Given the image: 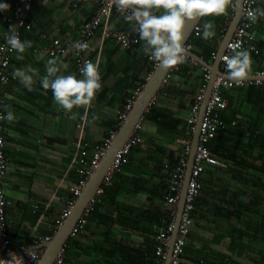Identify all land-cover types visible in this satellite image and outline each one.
<instances>
[{"label":"crops","instance_id":"crops-1","mask_svg":"<svg viewBox=\"0 0 264 264\" xmlns=\"http://www.w3.org/2000/svg\"><path fill=\"white\" fill-rule=\"evenodd\" d=\"M18 2L0 0L10 5L9 10L0 11V40L8 24L14 22ZM97 4L99 0H34L27 14L33 27L24 30L21 39L31 41L32 47L23 53V60L16 59V51L12 56V70L29 66L36 70L30 73L34 80L32 91L19 80L4 87L6 109L15 117L12 122H5L9 171L4 181L12 200L7 212L8 228L15 240L23 241L25 231L31 236L39 227L43 231L52 229L46 235L53 237L55 218L65 206L63 196L78 177L72 167L78 141L82 137L93 145L115 128L120 109L143 82L149 63L151 71L154 70L153 61L141 51L142 41L125 47L115 38H107L101 45L100 35L95 34L88 53L96 58L100 56L105 77L91 105L87 109L74 106L72 113H67L54 101L52 90L42 88L46 63L53 58L59 57L58 75L74 73L82 78L76 56L52 55L45 49L55 38L74 40L81 24L96 14ZM259 4L264 6V0H259ZM215 19L216 16L202 17L199 24ZM111 22L121 27L127 21L115 13ZM247 35L257 48H248L252 60L249 74H253L264 70V20L258 18ZM222 37H218L217 50ZM192 50L198 53L193 45ZM169 79L175 90L160 96L157 103L186 120L191 103L187 93L194 97L190 91L197 92L203 79L202 66L185 75L174 73ZM261 91L264 83L224 90L228 99L226 113L233 117L228 130H221L214 140L212 152L219 163L207 164L202 175L201 203L187 242L191 249L189 255L201 258L200 253H204L213 261L207 264H218L224 257L232 264L264 262V241L256 238L264 233V95ZM73 114L75 119H70ZM93 115L98 119L90 122ZM184 125L176 132L174 129L160 132L152 123H145L143 141L133 146L126 164L113 170L107 201H103L96 213L91 214L84 230L69 242L70 259L64 264H108L120 258L118 251L111 249L116 247V242L120 243L117 248L121 251L122 247L139 249L136 256L143 255L142 250L151 249L156 233L165 228L169 208L164 201L171 184L169 165L180 158L178 131ZM234 129L240 134L236 135ZM100 192L102 186L97 196ZM35 204H44L45 211L33 221V212L38 208H34ZM183 261L199 264L186 255Z\"/></svg>","mask_w":264,"mask_h":264},{"label":"built area","instance_id":"built-area-1","mask_svg":"<svg viewBox=\"0 0 264 264\" xmlns=\"http://www.w3.org/2000/svg\"><path fill=\"white\" fill-rule=\"evenodd\" d=\"M33 1L34 0H19V3L14 10V22H10L8 24V27L4 30L2 39L0 40V48L5 49L4 51H0V116L7 115V99L4 87L11 81L15 80L12 76L13 70L11 68V60L15 50H10L9 46L6 44V36L9 34L8 29L10 25H15L16 32L20 39H22L23 29H31L32 24L28 19L27 14L32 8ZM99 3L100 4L97 8L96 14L81 24L79 35L74 40L61 41L59 38H55L52 40V43L47 46L45 52H48L52 55L57 53L73 54V56H76L79 72L86 61H91L94 64L98 65L99 73L101 76L100 82L103 87V73L99 61L100 56L98 55V57L96 58L90 55L88 53V49L83 51H77L76 49L71 47L72 44L85 43L89 46L93 36L96 34V29L98 27H100L101 29V45L103 44V42H105L107 38H115L121 45L125 47L138 44L140 40L138 33L132 32L128 28L114 26V22H111L114 13H117L123 18L128 13H122L118 11L117 7L113 3V0H99ZM235 6H231L233 12ZM258 8L264 9V6L259 4V0H243V14L221 56L220 68L223 72H227V70L222 57L233 55L232 46L237 44L240 45L237 50H245L247 48H254L255 50H257V48H255V46L250 43V40L247 35L249 29L253 27L254 23H251L248 20L246 14L247 11L255 10ZM258 18L264 20V17ZM201 29L202 27L198 23L194 28L193 34L198 35ZM186 48H192L191 40L186 43ZM216 54L217 48L215 51L212 52L213 59L215 58ZM187 57L190 56L187 55ZM191 59L194 62L199 63L194 58ZM157 65L158 63L153 61V67L155 68ZM201 66L203 80L198 88L197 94L195 95V100L190 107V113L188 115L189 127L186 130V135L180 136L179 138V142L182 147L180 153V160L179 163H177V165L172 168V180L170 190L168 194H166L164 201V203L169 208L171 219L165 226V228L160 230L159 233L156 235L157 244L155 247V259L153 264H166L168 258L169 242L171 238V232L174 227V220L176 217L177 208L180 200L181 190L188 164L189 153L191 151L192 136L198 119L200 106L207 89V83L211 76L210 69L205 65ZM173 68L166 75V78L163 81L161 88L167 81V78L170 76L171 72L173 71ZM151 73L152 71L149 72L148 77L151 75ZM250 75H252V77H247V79L241 85L233 84L231 87L245 86L255 83H264V70H258L257 72ZM225 78L226 75L223 73L216 75L212 85L210 97L207 101L205 113L201 120L199 143L195 153L191 176L187 185L186 201L178 227V235L173 245L172 259L169 264H183L182 261L188 236L194 225L193 212L195 209V200L199 194L202 185L201 177L206 170L207 164L219 163V158L212 152L210 148V142L216 136L219 130L226 128L228 125V123L222 117V111H224L228 106V99L224 95ZM144 84L145 82L142 83L140 86L136 87L133 93L127 97V100L124 102L123 107L118 113L119 122L117 124V128L110 129L108 131V134L104 136L102 140L98 141L93 145H91L87 140L82 137L78 141V146L74 151V156L72 159V167H74L78 177L77 180L69 186V190L73 192L72 198L68 200V202L63 207L62 211L55 218V230H57L59 225L63 223L65 217L68 215L71 207L76 201V198L81 194L90 175L95 171L100 161L104 157L107 149L109 148L115 135L117 134L119 127L122 125L123 121L128 116L134 104V101L136 100L138 93L142 90ZM99 92L100 90L96 93V95ZM144 115L136 123L132 133L126 140L125 144L117 151L113 159L111 169L103 179V183L108 184L110 182L113 170L120 169L124 163L128 162L129 153L131 149L133 148V146H135L142 140L141 131L145 129L143 122ZM6 121V119L0 120V264H38L44 250V247H39L38 245L42 241L51 239L52 235H45L44 237H42L37 232H34V243L26 242L14 245L12 243L8 229L7 209L12 204V200L8 197V193L4 186V181L9 171V161L6 153ZM232 123H235V120L232 121ZM94 199L87 206L82 216L77 221L76 225L72 230L71 235L76 234V232H78L85 224L86 216L89 211L93 208L92 204L94 202ZM37 207L38 205L35 204L34 208L36 209ZM52 264H64L63 250L56 257Z\"/></svg>","mask_w":264,"mask_h":264},{"label":"clouds","instance_id":"clouds-1","mask_svg":"<svg viewBox=\"0 0 264 264\" xmlns=\"http://www.w3.org/2000/svg\"><path fill=\"white\" fill-rule=\"evenodd\" d=\"M238 2L239 0H235V3L234 0H113L118 11L128 13L124 19L129 23L131 31L138 33L139 40L143 42L142 53L164 70L186 61L188 49L183 41L187 22L202 17L225 15L229 6H235ZM9 8L8 3H0V11H7ZM246 15L251 23H255L258 17H264V9L249 10ZM8 33L6 44L10 50L17 52V60H23V53L32 47L31 41H22L15 25L9 26ZM215 34L212 22L203 25V39L209 40ZM71 47L83 51L89 46L85 43H73ZM239 47L238 44L232 46L233 55L222 57L227 70L224 81L226 88L233 84L241 85L251 72L250 52L237 50ZM4 50L0 48V51ZM35 71L30 66L27 69L15 68L12 76L32 91L34 80L30 73ZM59 72V57L49 59L46 63V75L41 79L42 88L51 89L54 101L67 113H72L74 106L87 109L96 93L102 89L98 65L86 61L80 69L82 78H77L74 73L58 75ZM3 119L12 122L15 119L13 112L8 110L6 116H0V120ZM70 119H75V114L71 115ZM97 119L98 117L93 115L90 122Z\"/></svg>","mask_w":264,"mask_h":264},{"label":"water","instance_id":"water-1","mask_svg":"<svg viewBox=\"0 0 264 264\" xmlns=\"http://www.w3.org/2000/svg\"><path fill=\"white\" fill-rule=\"evenodd\" d=\"M242 6H243V0H239V2L235 6L232 18L228 23L225 33L223 34L222 40L219 44L217 54L213 62H208L206 59H204L194 50L187 48L188 55L194 58L196 61H198L201 65L207 66L211 71V76L207 83V89L200 106L198 119L192 136L191 151L189 153L188 164L185 172L180 200L177 208L176 217L174 220V227L171 232L168 258L166 264H169V262L172 259V249L175 239L178 235V227L186 201L187 185L191 176V170L194 163L195 153L199 143L201 120L205 113L207 101L210 97L212 85L216 75L222 73L227 75V72H223L220 68L221 56L226 48L229 39L232 37L233 32L235 31L238 22L241 19V16L243 14ZM201 19L202 18H199L197 20L189 21L186 23L184 28V41H183L185 47H186V43L189 40H191L193 36L195 26L199 23ZM171 69L164 70L158 64L154 68L151 75L147 78L142 90L138 93V96L134 101V104L128 116L123 121L122 125L119 127L117 134L115 135L111 145L107 149L104 157L100 161L95 171L90 175L81 194L76 198V201L71 207L68 215L65 217L63 223L59 225V227L57 228L56 232L54 233L51 239L45 240L38 245L39 247H44L43 253L41 255L38 264H52L56 259V257L62 252L67 240L71 236L72 230L76 225L77 221L82 216L87 206L95 198L99 189L101 188L103 179L105 178L106 174L110 171L113 159L117 151L125 144L126 140L129 138L130 134L132 133L136 123L148 110L153 99L156 97L158 91L160 90L163 81L166 78V75L169 73ZM248 77H252V75L249 74Z\"/></svg>","mask_w":264,"mask_h":264},{"label":"trees","instance_id":"trees-1","mask_svg":"<svg viewBox=\"0 0 264 264\" xmlns=\"http://www.w3.org/2000/svg\"><path fill=\"white\" fill-rule=\"evenodd\" d=\"M99 4H97V5L99 6ZM231 15H232V10H231V7L229 6V8L227 10V13L225 15H221V16L216 17V19L214 21L213 20H211V21L208 20V22H212L214 24V26H215V33L216 34L211 39L205 40V39L202 38L203 25L205 23H207V22H200V24L202 26V29L200 30V33L198 35L193 34V36L191 38L192 45L194 47H196L197 50H198V53L200 55H202L204 57V59H206L209 62H211L213 60L212 52L215 51L216 48H217L218 39L225 33V30H226L227 25H228L227 21H228V19L230 18ZM32 27H33V25H32ZM121 27L122 28H128L131 31V28H130V25H129L128 22H126V23L123 22ZM23 32H24V29L22 30V33ZM100 33H101V29H100V27H98L96 29V35H100ZM247 50H248V48H247ZM199 66H201V65L199 63H197V62H194L190 57H187L186 61L184 63L175 66V68L171 72L170 76L167 78V81L164 83L163 87L158 91L155 100L151 103V105L149 106L148 110L145 112V115H144V118H143L144 126H145V123L148 121V122L152 123L154 126H156L157 129L160 132H164V131L168 132L171 129L172 130L174 129L173 131L176 132L177 128L181 124H185L183 126V129H181V131H178V132H179V135H181V136L186 135V130L189 127L188 118H186V120H183L178 115H176L174 111H172L168 107L163 106L161 104H158L157 100H159L160 96L163 97L162 95H168V93H170L172 90H175V88L172 89V85H171V82H170V79H169V78H171V75H173L174 73L185 75L187 72H192L193 70L197 69V67H199ZM147 68H148L147 69V74L145 75V78H143V80H142L143 82L142 83H144L146 81V76H148L149 72L152 70V66H151L150 63L147 66ZM101 69H102V67H101ZM78 72H79V70H78ZM102 73H103V69H102ZM103 76L105 77V75H103ZM15 80H18V79H15ZM201 83L199 84V86L201 85ZM182 91L187 92V90H182ZM190 92L193 94L194 97H192L189 92L187 93V95L190 96V100H191L190 101L191 103H190V106H189V112H190V107H191V105L193 104V102L195 100V95L197 94V92L196 93H194L193 91H190ZM261 93L264 95V91H261ZM181 106L184 107V104H181ZM222 117L228 123L226 128H229V125H230L229 121L232 119L233 115H231V116L228 115L226 113V109H225L224 111H222ZM118 122H119V120L117 119L116 123L118 124ZM117 127H118V125L115 128H117ZM226 128H223L221 130H224ZM233 128H234V126H232L231 131H230L232 133H233V130H232ZM221 130H219L218 133ZM226 130H228V129H226ZM234 132H235L236 135L240 134L239 132L235 131V129H234ZM107 134H108V131L105 134V136ZM141 134H142V140L140 142L143 141V134H144L143 130L141 131ZM217 134H216V136H217ZM216 136L210 142L211 150L214 148L213 144H215L214 140H215ZM6 153H7V151H6ZM179 160H180V158L179 159L177 158V161H175V162H173L172 164L169 165V171L171 172V174H170L169 171L168 172H169V177H171V180H172V168L175 165H177V163H179ZM124 164H126V163H124ZM74 180L76 181L77 178H75ZM201 181H202V177H201ZM109 183L108 184H105V183L102 184V192H100V194L98 196L97 195L95 196L94 202L92 204L93 208L87 214L86 222L83 225V227L78 232H76V234H73V235L70 236V239H69L68 243L66 244L65 250H64L65 251L64 263L67 262L70 259V256H69L70 253H69V251H67V245L69 244V242L75 236H77L80 232H82L84 230V228L86 226V223H88V220L91 217V214H95L96 213L98 207L102 205L103 201H107L106 194L111 189V185ZM170 185L171 184L168 185V189H170ZM201 188H202V185H201ZM201 188H200L199 194H198V196L196 197V200H195V209H194V212H193L194 213V217H195L196 211H197V209H198V207H199V205L201 203ZM167 192H169V190H167ZM72 196H73V192L70 191V190H67L66 194H65V196H63L62 200H64L65 204H66L68 202V200L72 198ZM104 198H106V199H104ZM62 209H61V211H62ZM49 210L50 209H48L46 211H49ZM43 211H45V205L44 204H39L36 212L35 213L33 212V221L36 220L37 217L39 216V214L41 212H43ZM7 212H8V209H7ZM59 213H58V215H59ZM170 219H171V215H170V212L168 211V215H167V220L165 222V226L168 224ZM52 232H53L52 229L43 231L41 229V227H39L38 231H37L38 234H44V235H46V233L47 234H49V233L51 234ZM158 233H159V231L156 233V235ZM10 235H11L12 243L14 245L15 244H21V243H26V242L32 243L35 240L34 236L33 235L30 236V232L28 233L27 231H25L23 233V235H24L23 236L24 237L23 241L22 240L21 241L20 240H15V239H13V236H12L11 233H10ZM155 238H156V236H155ZM256 238L261 240V241H264V233H263V235L256 236ZM187 242H188V240H187ZM119 244L120 243L116 242V245H115L116 247L115 248L112 247L111 249H113L114 251H118L120 258L119 259H114L112 262H109L108 264H131V261H133V264H153L154 259H155V247H156V244H157V240L156 239H155V242L153 243V245L151 246V249H149L148 251L142 250L143 255H141V256H139V255L136 256V254L140 252L139 249L136 250V249L122 247L123 251H121V249L117 248V247H119ZM111 249H110V252H112ZM196 251L197 250H195L193 252H196ZM133 252H134V257H133ZM188 252H191V249L189 248L188 243H187L186 247H185L184 256L186 255V256H189L190 258L194 259V260H197V263H206L207 264L208 261H211L209 256H206L204 253H200L202 255V257H201L202 259H201V258H195L193 254L189 255ZM211 262H213V261H211ZM182 263L186 264L185 261H182ZM218 264H232V263L230 262V259H225V257H224V258H220V261H219ZM263 264H264V262H263Z\"/></svg>","mask_w":264,"mask_h":264},{"label":"bare ground","instance_id":"bare-ground-1","mask_svg":"<svg viewBox=\"0 0 264 264\" xmlns=\"http://www.w3.org/2000/svg\"><path fill=\"white\" fill-rule=\"evenodd\" d=\"M62 41V40H61ZM196 52V51H195ZM175 68V67H174ZM176 85V84H175ZM97 143V142H96Z\"/></svg>","mask_w":264,"mask_h":264}]
</instances>
